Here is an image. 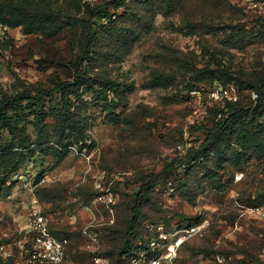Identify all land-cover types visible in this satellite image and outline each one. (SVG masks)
Instances as JSON below:
<instances>
[{"label": "rangeland", "instance_id": "1", "mask_svg": "<svg viewBox=\"0 0 264 264\" xmlns=\"http://www.w3.org/2000/svg\"><path fill=\"white\" fill-rule=\"evenodd\" d=\"M50 1L59 17L56 36L0 26L7 45L0 47V100L72 81L92 27L94 50L82 66L88 82L80 96H70L72 111L88 118V138L83 143L71 131H57L58 98H45L53 144L36 150L0 184V264H25L39 213L69 240L62 264H93L95 254L116 260L137 247L151 225L184 226L195 217L207 227L186 242L175 264H264V160L238 163L225 146L224 153L167 170L199 150L219 109H252L246 123L264 133V92L257 90L264 78V24L253 7L258 0H179L170 16L163 0H123L125 9L110 8L113 24L89 21L98 9L103 16L101 6L109 0ZM206 67L219 68L222 80L197 82ZM99 79L116 81L125 95L110 93L105 100ZM232 84L236 92L226 93ZM25 130L35 148L37 130L29 123ZM56 141L68 151L60 162L50 155ZM147 178L154 183L152 198L129 236L132 200Z\"/></svg>", "mask_w": 264, "mask_h": 264}, {"label": "trees", "instance_id": "2", "mask_svg": "<svg viewBox=\"0 0 264 264\" xmlns=\"http://www.w3.org/2000/svg\"><path fill=\"white\" fill-rule=\"evenodd\" d=\"M50 2V0H0V26L3 28L22 27L25 34H40L52 38L61 29L59 27V17L54 12ZM163 3L165 6V16H170L175 13V8L179 0H163ZM112 6L115 12L126 7L125 1L123 0H109L101 6L104 8L103 16L101 17L99 15L101 11L98 9L90 14L89 21L91 22L93 19L99 18L106 19L109 24H113L116 16L110 9ZM258 17L262 19L264 24V16L260 15ZM94 40L95 34L92 27H90L86 33L85 41L80 45V53L78 54L79 67L72 81L58 82L51 89H41L36 94H33L30 90H26L15 95H4L0 100V184H5L9 180L10 175L17 172L28 157L34 156L36 150L53 142L52 135L46 130L48 126L46 119L49 116V113L45 111L44 107L46 97L58 98L56 105L53 107L57 112L55 116L58 122V126H56L57 131H60L61 134H64L65 131H71L77 141L86 142L88 138L87 130L90 126L87 123L88 118L85 117L84 119L80 113L78 114L72 111L71 107L73 103L71 102L72 99L70 96L72 94L80 96V87L88 82L89 77L86 76L87 71L82 66L94 50V43L96 42ZM246 44L240 46V48L247 46ZM3 46L0 37V47ZM232 46L237 48L239 44L235 42ZM199 72L195 77L197 82L204 80L211 82L222 80L219 75L221 72L219 68L206 67ZM96 82L100 88V91H98L99 95L103 96L107 101L109 100L110 93L116 94L117 96L125 95L124 89L120 91L119 83L112 79H99ZM170 84L171 80L168 82L156 81L153 86H168ZM259 84L260 86L257 90L261 94L264 92V78L260 80ZM25 102L28 105H25ZM260 105H257L255 110ZM123 106H126V104ZM251 110L236 109L234 107L219 109L213 126L204 129L205 138L199 150L195 151V154L188 161L182 159L172 161L167 165V170L172 171L181 165L185 166L190 165L194 161H201V158L210 152H214L217 155L224 153L226 150L222 148L225 146H227V151H230L238 159V163L251 159L264 160V133L250 128L245 120L246 115ZM31 117L32 119H30ZM28 123L32 124L38 132L35 148L31 147L30 139L26 134L25 129ZM234 136L235 139H233ZM223 141L227 143L222 144ZM54 144L55 146L51 147L53 151L50 155L56 158L57 162H60L67 156L68 151L65 146L60 145V141H56ZM153 187L154 183L150 178L144 179L135 194V198L132 200L134 215L129 221L127 232L129 236L136 228L142 207L149 203L152 198L151 192ZM201 221L202 219L200 217H195L194 221L190 224L200 223ZM51 229L57 236L52 224ZM146 235L147 228L144 230L139 241L144 240ZM137 248L138 245L133 249L129 248L125 250L116 260L110 257L106 258L110 264H122Z\"/></svg>", "mask_w": 264, "mask_h": 264}, {"label": "built area", "instance_id": "3", "mask_svg": "<svg viewBox=\"0 0 264 264\" xmlns=\"http://www.w3.org/2000/svg\"><path fill=\"white\" fill-rule=\"evenodd\" d=\"M253 7L261 16H264V0L256 1ZM235 86L228 85L226 93L234 94ZM212 97L220 98L219 91H214ZM260 211V208H256ZM207 221L187 224L184 226L173 224L167 228L164 224H153L147 229L144 240L139 241L137 250L122 264H175L180 250L185 242L203 233ZM33 243L25 251V264H62L68 256L69 240L57 237L51 229L50 219L39 213L31 223ZM93 264H110L109 260L101 255H93Z\"/></svg>", "mask_w": 264, "mask_h": 264}]
</instances>
